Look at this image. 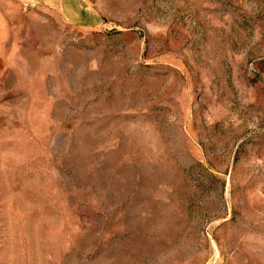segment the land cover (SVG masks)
<instances>
[{"label":"rangeland","instance_id":"rangeland-1","mask_svg":"<svg viewBox=\"0 0 264 264\" xmlns=\"http://www.w3.org/2000/svg\"><path fill=\"white\" fill-rule=\"evenodd\" d=\"M0 264H264V0H0Z\"/></svg>","mask_w":264,"mask_h":264}]
</instances>
